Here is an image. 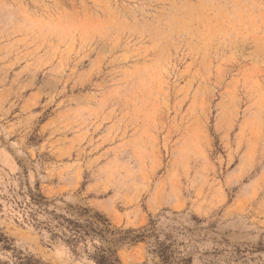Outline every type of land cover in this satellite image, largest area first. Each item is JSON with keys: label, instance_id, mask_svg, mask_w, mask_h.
<instances>
[{"label": "rangeland", "instance_id": "1", "mask_svg": "<svg viewBox=\"0 0 264 264\" xmlns=\"http://www.w3.org/2000/svg\"><path fill=\"white\" fill-rule=\"evenodd\" d=\"M64 219L264 264V0H0V227L49 264H161Z\"/></svg>", "mask_w": 264, "mask_h": 264}, {"label": "trees", "instance_id": "2", "mask_svg": "<svg viewBox=\"0 0 264 264\" xmlns=\"http://www.w3.org/2000/svg\"><path fill=\"white\" fill-rule=\"evenodd\" d=\"M88 209H83V214L88 213ZM67 226L63 230L59 231L61 237L65 238V242L71 248H76L79 243H84L87 237H93L94 234H106L112 236L115 241L121 242L129 240L131 242L143 241L146 237H155V247L153 253L159 259L161 264H190L191 258L185 256H177L171 250V245L160 240L157 235L152 231V222L148 223L144 233L129 235L130 231H126L122 236L115 238L113 237L114 232L111 231L106 224H103V229H94L89 222L86 220L85 225L79 221H71L64 219ZM91 223V222H90ZM66 229V230H65ZM92 233V234H91ZM100 234V236H102ZM56 235L57 234H53ZM59 236V237H60ZM103 237V236H102ZM111 240V239H110ZM109 240V242H110ZM15 240L7 235L2 227H0V264H49L31 253L23 252L18 250L15 246ZM95 250L88 254V258L93 264H122L119 257L117 256L116 250L111 246L108 247H94Z\"/></svg>", "mask_w": 264, "mask_h": 264}]
</instances>
